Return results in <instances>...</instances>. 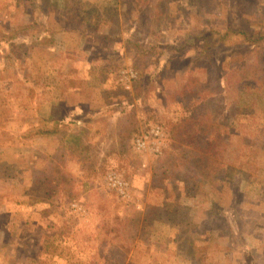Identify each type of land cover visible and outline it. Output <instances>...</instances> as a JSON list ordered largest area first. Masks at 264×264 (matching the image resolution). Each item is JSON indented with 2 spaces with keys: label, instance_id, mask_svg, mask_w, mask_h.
<instances>
[{
  "label": "rangeland",
  "instance_id": "1",
  "mask_svg": "<svg viewBox=\"0 0 264 264\" xmlns=\"http://www.w3.org/2000/svg\"><path fill=\"white\" fill-rule=\"evenodd\" d=\"M238 30L264 0H0V264H264Z\"/></svg>",
  "mask_w": 264,
  "mask_h": 264
},
{
  "label": "trees",
  "instance_id": "2",
  "mask_svg": "<svg viewBox=\"0 0 264 264\" xmlns=\"http://www.w3.org/2000/svg\"><path fill=\"white\" fill-rule=\"evenodd\" d=\"M261 26V25H260ZM261 30H258V31H252V30H249V31H245V30H238L236 33H233L234 35L236 36H239V40H242L244 43H247L248 44V47L246 50L244 51H241L240 54H238L235 58H233V70L235 71L234 73H239L240 72V68L241 66L243 65L242 63H238V61L236 62V58H239V59H242L243 57H245V54H247V52L251 55L252 53H254L255 49H256V46H258L259 42L263 41L264 42V32L261 31ZM233 32L234 29H233ZM239 53V52H238ZM225 57H223V60L221 61V65L219 66H216L215 64V61H212V64L211 67H215V69H219L220 71L222 70V66L226 60V58L224 59ZM260 59V58H258ZM262 61H264V59H261ZM207 70V69H206ZM260 79L261 77H257V76H252L251 79ZM222 78H219V81H218V87L217 88H220L221 91H223L225 88L224 86L222 85ZM246 80H243L242 78V81L244 83L250 81L249 79L245 78ZM207 80H208V77H207ZM256 81V80H255ZM256 82H259V81H256ZM262 82V81H261ZM239 84H240V81H233V87L235 89V92H237V88L239 87ZM255 84V83H254ZM253 84V85H254ZM192 98L189 99L188 103L192 102ZM236 103L234 102L233 103V107ZM193 118V117H192ZM55 120L53 121V125H54ZM58 123V122H57ZM50 132V131H49Z\"/></svg>",
  "mask_w": 264,
  "mask_h": 264
},
{
  "label": "built area",
  "instance_id": "3",
  "mask_svg": "<svg viewBox=\"0 0 264 264\" xmlns=\"http://www.w3.org/2000/svg\"><path fill=\"white\" fill-rule=\"evenodd\" d=\"M141 140H138L137 141V145L140 147L141 146V142H140Z\"/></svg>",
  "mask_w": 264,
  "mask_h": 264
}]
</instances>
